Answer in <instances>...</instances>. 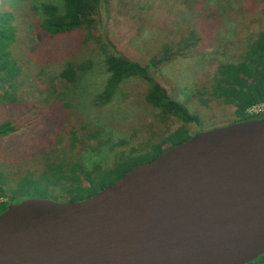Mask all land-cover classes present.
<instances>
[{"label":"rangeland","instance_id":"1","mask_svg":"<svg viewBox=\"0 0 264 264\" xmlns=\"http://www.w3.org/2000/svg\"><path fill=\"white\" fill-rule=\"evenodd\" d=\"M104 1L100 24L90 39L85 30L52 37L41 28L42 7H60L57 0H0V9L12 13L17 28L13 53L20 60L24 83L17 89L3 87L8 98L16 97L18 103L0 104V123L11 121L17 126L15 134L0 140L1 179L21 182L39 179L46 172L52 181L60 182L70 157L81 155L87 169L112 166L122 154L155 152L168 131L181 126L175 117L160 118L159 110L147 104L149 86L139 78L123 82L110 103H96L110 76L97 42L101 37L120 56L147 66L165 45L195 32L201 42L191 56L158 66L150 75L172 100L199 118L193 135L238 120L234 108L211 99V87L220 67L239 63L245 41L264 31V0ZM69 62H90L91 69L76 86L64 88L58 77ZM50 80L58 89L54 100L45 99ZM69 133L77 136V144L68 140ZM96 134L104 143L94 151ZM82 141L89 149L83 151ZM59 193L47 195L38 186L16 201H57ZM5 202L0 198V204Z\"/></svg>","mask_w":264,"mask_h":264},{"label":"water","instance_id":"2","mask_svg":"<svg viewBox=\"0 0 264 264\" xmlns=\"http://www.w3.org/2000/svg\"><path fill=\"white\" fill-rule=\"evenodd\" d=\"M264 256V118L195 134L80 202L0 215V264H251Z\"/></svg>","mask_w":264,"mask_h":264},{"label":"trees","instance_id":"3","mask_svg":"<svg viewBox=\"0 0 264 264\" xmlns=\"http://www.w3.org/2000/svg\"><path fill=\"white\" fill-rule=\"evenodd\" d=\"M57 1L61 3L60 7L53 4L42 7L44 20L41 23V28L52 37L85 30L90 39L94 38L93 32L100 24L98 19L105 1ZM16 30L12 13L2 12L0 9V104H5L7 101L18 103L16 97L9 99L7 92H3L4 85H12L16 89L24 86L21 80L20 60L13 53V46L16 43ZM259 32L255 37L245 41L242 50L244 54L239 63L220 67L211 87V99L220 101L226 107L234 108V113L238 118L234 123L260 119L249 117L246 114L250 107L264 103V31ZM101 39L97 38V42L106 56V65L110 76L103 92L97 97L96 103L98 105L110 103L123 82L130 78H139L149 86L145 97L147 104L153 109L159 110L160 118L175 117L181 126L175 130H169L159 144L155 145V152L140 154L136 153L138 151H132L127 155L122 154L118 156L112 166L102 167L101 164H97L91 169H87L80 159L81 155L76 159L70 157L65 161L66 175L62 177L63 180L60 182L52 181L46 172L41 174L39 179L29 178L21 182L15 181L14 178H11V181L5 177L3 179L0 177V198L8 201L0 204V215L7 210L10 204L20 203L21 201L16 200H21L24 194L30 193L32 189H36L38 186H43L47 195L59 190L61 197L57 196V198L60 199H58L60 202H80L89 199L108 188L135 167L154 160L161 153L187 142L193 136L192 130L199 123V118L191 114L182 104L172 100L168 91L154 80L150 72L158 66L169 64L176 58L191 56L196 50V46L200 44L201 38L195 32L184 35L179 42L165 45L147 66H142L120 56L108 42L105 40L103 42V37ZM90 69V62L82 64L69 62L65 70L59 74L58 79L64 83H61L64 88L67 86L73 88L80 81L82 75ZM54 82V80H50L51 87L49 86L45 91L44 94L47 95L45 99H56L55 95L58 89ZM50 88H52V92ZM16 132L17 126L14 122L0 123V140ZM67 137L69 141L73 142L72 145L77 144L75 134L69 133ZM96 138L98 147L93 148L94 151L103 142L99 134H96ZM80 145L83 151L89 149V145L83 141ZM6 191L12 193L11 197H8ZM251 264H264V256Z\"/></svg>","mask_w":264,"mask_h":264},{"label":"built area","instance_id":"4","mask_svg":"<svg viewBox=\"0 0 264 264\" xmlns=\"http://www.w3.org/2000/svg\"><path fill=\"white\" fill-rule=\"evenodd\" d=\"M247 116L252 118H261L264 116V103L256 104L250 107L247 112Z\"/></svg>","mask_w":264,"mask_h":264}]
</instances>
